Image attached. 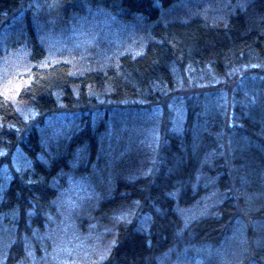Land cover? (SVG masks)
Listing matches in <instances>:
<instances>
[{
  "label": "trees",
  "instance_id": "trees-1",
  "mask_svg": "<svg viewBox=\"0 0 264 264\" xmlns=\"http://www.w3.org/2000/svg\"><path fill=\"white\" fill-rule=\"evenodd\" d=\"M93 9L138 30L133 50L67 57L59 36L47 49L37 23ZM14 17L0 61L20 50L25 65L0 73L3 264H53L41 237L68 176L93 189L76 224L104 242L85 264H264V0H0V30ZM187 71L214 83L176 99L179 126L146 122Z\"/></svg>",
  "mask_w": 264,
  "mask_h": 264
},
{
  "label": "rangeland",
  "instance_id": "rangeland-1",
  "mask_svg": "<svg viewBox=\"0 0 264 264\" xmlns=\"http://www.w3.org/2000/svg\"><path fill=\"white\" fill-rule=\"evenodd\" d=\"M97 10L98 9H93L90 15H86L87 13H90L86 10L81 13H74L69 17V20H63V23L66 24L60 25L51 32L50 30L46 31V29L51 28L55 21L59 20L57 16L45 18L40 24L37 23L46 32L42 38L44 44L47 45V49L50 50L51 47L54 48L57 40L56 37L59 36L61 38L58 41L60 45H64L67 42H70L72 45L65 51L67 57H69L70 54L78 58L85 57L87 59H91L89 56L94 54H97L96 57H100L102 52H99L100 50L98 48L100 44L104 43H107L108 45L111 44L112 47L116 48L113 51L116 52V54H121L128 48V43L133 41L132 47L129 48L130 50H133L134 42H136L135 35H138V30L135 33V31H133L134 27L130 29L123 27V30L120 31L113 24V20L111 18L109 19L108 11L103 9V11L99 10V12L95 13ZM98 13H100L99 18H97ZM17 23L18 19L14 17L11 19L10 25L7 24L5 28L0 30L1 50H5L4 48L7 47V43L11 38H13L14 42L17 44V39L15 37L21 32L19 31ZM54 33L56 36H53ZM92 46H96L97 51H93ZM18 48L21 47L18 46ZM20 52V50H16L14 55L10 56L9 59L3 60L2 62L0 61V73H4L5 80L8 79L9 75H6L7 73L3 70H10L5 64L11 65L19 62L18 65L13 68V71H22L21 68L25 65V60L24 58H21V54H19ZM50 55L53 56L54 53ZM13 57L14 59L12 60ZM13 71L10 75H15ZM199 74L194 71H191V73L190 71L184 72L183 77L181 76L182 79L180 83L173 86L156 106H151L148 109L147 113H145L146 122L155 125L164 121L167 115H169V120H172L173 122L175 121V124H178L179 126L181 114H178L176 99L179 100L193 91L198 92L210 83L209 80L204 77V73H201L202 80H198L195 76H198ZM213 83L214 82L210 84ZM8 84L10 83L8 82ZM108 113V122L111 117H118L119 115L110 111H108ZM100 114L101 112L97 113V116L93 118V122L98 120L97 117ZM25 116L26 114L24 117ZM145 119L143 121H145ZM142 137H144V135H142ZM0 154L4 155L2 151H0ZM66 182L65 189L60 191V195L56 200L55 216L51 217L50 227L45 225L46 232L41 237L42 239L49 241L50 250L46 253V256L52 259L53 264L91 263L95 257L101 259L104 256L101 252L102 246L104 245L103 238H98L97 235L95 236L92 234V231H88L85 234L82 233L79 225L76 224V221L81 209V203L88 202V199H91L93 189H91V185L88 186L86 182L73 176H68ZM192 212L193 211H188V209L185 210L183 218L188 220V218L194 217L195 214L193 215ZM4 229L6 231L5 227ZM9 231L10 230H7L4 235H0V264H3V254L7 253V249L11 243V240H8L6 244L7 239L5 240L4 238ZM26 247L25 250L29 256V260H31V248H29V245H26Z\"/></svg>",
  "mask_w": 264,
  "mask_h": 264
}]
</instances>
